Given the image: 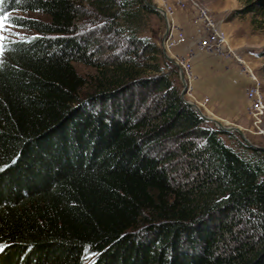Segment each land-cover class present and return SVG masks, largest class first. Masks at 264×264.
<instances>
[{
    "label": "trees",
    "instance_id": "obj_1",
    "mask_svg": "<svg viewBox=\"0 0 264 264\" xmlns=\"http://www.w3.org/2000/svg\"><path fill=\"white\" fill-rule=\"evenodd\" d=\"M242 1L228 20H264V0ZM156 14L0 0L8 26L37 34L0 48V264H264L263 152L238 154L182 101L140 36Z\"/></svg>",
    "mask_w": 264,
    "mask_h": 264
},
{
    "label": "rangeland",
    "instance_id": "obj_2",
    "mask_svg": "<svg viewBox=\"0 0 264 264\" xmlns=\"http://www.w3.org/2000/svg\"><path fill=\"white\" fill-rule=\"evenodd\" d=\"M192 2H195L200 7L209 11L214 21L217 23V26L225 32L228 44L234 51H236L240 55L241 59L249 68L251 74L259 81L261 91L264 95L263 18L260 15L253 13L241 15L237 17V21H235L231 25L228 31L223 27V23L220 21L221 18L215 15V13L213 14L212 11H210V8L214 7V9L216 10L223 9L222 11H226V9H228V11L223 12V14L227 15L225 18L227 21V18L230 16L231 13L242 9V0H192ZM192 2H188V5L186 7L187 9L190 8L193 11V7H191L190 5L192 4ZM205 4L209 7H207ZM83 7V9L88 12L92 11V8L87 3H84ZM11 15L25 19L38 20L41 22L48 21V18L46 16L36 12H12ZM148 19L149 21H145L144 23L146 25H144L143 32L140 34V36L151 39L152 41L156 42L160 47V42L163 37L166 26L165 21L163 17L158 13L156 15H151L150 17H148ZM193 25L195 35L196 25L194 23ZM36 35L37 34L35 32L8 26L7 24H5L4 30L0 32V36H3L5 39L9 40L22 39ZM166 53L169 57H171L169 51L166 50ZM2 57L3 55L0 52V60L2 59ZM160 62L162 65H164V63L167 61L164 59L163 56H161ZM233 65L236 66L235 71L231 68L229 69V67ZM74 67L78 74L83 77L88 78L90 75L94 74V70L92 68L84 66L82 64L75 63ZM211 67L212 70L216 68L215 71L222 72L221 80L215 79L212 75H209L207 77V75L205 74L206 76H202L203 79L200 78V80L197 81L195 79V74L192 69V74L194 76V80L192 81V95L190 97L186 93L183 97L184 100L195 104L204 116L219 121L224 127L238 128L243 134L245 140L241 139L237 132L232 131L230 132L232 133L231 138H228L226 135L221 136L223 143L226 146L232 148L235 152L240 155L250 154L249 151H246L244 149V147L242 146L243 144L248 146L252 145L258 149H261L263 153L262 155H259V159L264 164V114L261 116L260 122L255 124L253 122V119L247 113L248 101L246 99V96L244 97L245 100L240 103L238 101V97L240 98V95L233 92L235 89L231 88L233 90L225 93L229 85L226 84L225 87L227 88L225 89L224 87L222 90L219 87L221 84L228 83L229 81L231 85L235 87L237 83H234V81L237 79V77L242 75L246 76L249 79V75L243 72L242 65L232 62H224L220 59L212 63ZM203 68H201L200 66L199 69L196 68L195 70L198 72V74H201L204 70ZM224 77H226L227 79H224ZM174 83L181 92L182 87L178 76L174 78ZM246 88L247 85L245 89ZM199 91H201V94L203 95L200 96L198 94ZM205 126L217 128L212 123H207L205 124Z\"/></svg>",
    "mask_w": 264,
    "mask_h": 264
},
{
    "label": "built area",
    "instance_id": "obj_3",
    "mask_svg": "<svg viewBox=\"0 0 264 264\" xmlns=\"http://www.w3.org/2000/svg\"><path fill=\"white\" fill-rule=\"evenodd\" d=\"M155 4H154V3ZM192 0H175L178 9H187V3ZM156 7L163 9L166 14V26L168 27V36L165 40V49L171 51L173 48L183 45L186 42V34L184 30L176 24L173 19L172 7L165 4L163 0H151ZM190 4V3H189ZM193 7L194 19L196 25L195 35L198 39V48L206 54L214 55L224 62L237 63L243 66V72L249 75L250 85L245 92L248 101L247 113L253 119L255 124L260 122L261 116L264 114V95L261 91L259 81L251 74L245 62L240 55L234 51L228 44L225 32L221 30L207 9L200 7L195 2L190 4ZM192 51H188L185 57H175L174 60L182 69L183 75L187 82V95H192ZM203 104V103H202ZM203 106V105H201Z\"/></svg>",
    "mask_w": 264,
    "mask_h": 264
},
{
    "label": "crops",
    "instance_id": "obj_4",
    "mask_svg": "<svg viewBox=\"0 0 264 264\" xmlns=\"http://www.w3.org/2000/svg\"><path fill=\"white\" fill-rule=\"evenodd\" d=\"M163 1L165 2V4L172 7V9H173L172 19H173V21L175 23H177L179 25V27H181L186 34V42L183 45H179V46L173 48L170 51V56H171L170 58H172L174 60L175 57H185V55L188 51H192L193 57H192L191 62H192V69H193V72L195 74L194 75L195 79L197 81H199L200 78H202V76L207 75V77H208L209 75H212V76H214L215 79L221 80L222 72L215 71L216 68H214L213 70L211 69L212 68L211 64L220 58H218L214 55L206 54L198 48V39L194 35V25H193L194 12L192 11V9H190V8H188L186 10L178 9L176 4H175V0H163ZM207 7H209V6H207ZM222 10L223 9L216 10V9H214V7L210 8V11H212L213 14L215 13V15H217L219 18H221L220 21L223 23V27L229 31V28L231 27V25L235 21H237V18H235L233 20L227 19V21H226L225 18L227 15L223 14V12L228 11V9H226V11H222ZM200 66H201V68L204 67L203 68L204 70L202 71L201 74H198V72L195 69L196 68L199 69ZM230 68L235 71L236 66L233 65V66H230L229 69ZM224 79H227V78L224 77ZM234 83H237V85L235 87L233 85H231L230 81L228 83L221 84L219 87L222 90L226 86V84L229 85L228 89L225 91V93L230 92L231 90L235 89L233 92L240 95V98L238 97V101L241 103L242 101L245 100L244 90L246 92L247 88L250 85L249 79L246 76L240 75L239 77H237V79L234 81ZM246 85H247V88L245 89ZM226 88L227 87H225V89ZM231 88H233V89H231ZM201 93H202L201 91L198 92V94L200 96L203 95Z\"/></svg>",
    "mask_w": 264,
    "mask_h": 264
},
{
    "label": "water",
    "instance_id": "obj_5",
    "mask_svg": "<svg viewBox=\"0 0 264 264\" xmlns=\"http://www.w3.org/2000/svg\"><path fill=\"white\" fill-rule=\"evenodd\" d=\"M143 3L149 7L150 9H152L153 11H155L156 13L160 14L164 21H165V25H166V14L165 12L156 7L155 5H152L150 3H148V0H143ZM167 36H168V27L165 26V31H164V34H163V37L161 39V42H160V47H161V51H162V56L164 57V59L169 62L170 64H172L178 71V77H179V81H180V84H181V92H180V98L182 99V101L190 106L191 108L194 109V111L197 113V115L199 116V118L205 122V123H212L214 124L218 130H220L222 133L226 134V133H230L232 131L234 132H237L239 134V136L241 137V139L245 140L243 134L240 132V130L238 128H232V127H224L219 121L217 120H214L212 118H209V117H206L203 115V113L200 111V109L193 103L191 102H188L186 100H184V95L186 94V91H187V82L185 80V77L183 75V72H182V69L180 68V66L177 64V62L175 60H173L172 58H170L167 53H166V49H165V46H164V43H165V40L167 39ZM249 147L253 148V149H258L252 145H250Z\"/></svg>",
    "mask_w": 264,
    "mask_h": 264
},
{
    "label": "snow or ice",
    "instance_id": "obj_6",
    "mask_svg": "<svg viewBox=\"0 0 264 264\" xmlns=\"http://www.w3.org/2000/svg\"><path fill=\"white\" fill-rule=\"evenodd\" d=\"M9 20V17L8 16H4V15H0V32H2L5 28V24L6 22ZM5 38L3 36H0V48L3 47V43L2 41L4 40ZM0 251H2V249H0Z\"/></svg>",
    "mask_w": 264,
    "mask_h": 264
},
{
    "label": "bare ground",
    "instance_id": "obj_7",
    "mask_svg": "<svg viewBox=\"0 0 264 264\" xmlns=\"http://www.w3.org/2000/svg\"><path fill=\"white\" fill-rule=\"evenodd\" d=\"M163 10V9H162ZM164 11V10H163ZM165 46V45H164Z\"/></svg>",
    "mask_w": 264,
    "mask_h": 264
}]
</instances>
